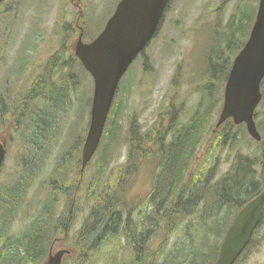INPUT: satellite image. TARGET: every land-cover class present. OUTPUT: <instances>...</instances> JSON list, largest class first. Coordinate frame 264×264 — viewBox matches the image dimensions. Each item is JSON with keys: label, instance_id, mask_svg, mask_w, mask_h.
Masks as SVG:
<instances>
[{"label": "rangeland", "instance_id": "rangeland-1", "mask_svg": "<svg viewBox=\"0 0 264 264\" xmlns=\"http://www.w3.org/2000/svg\"><path fill=\"white\" fill-rule=\"evenodd\" d=\"M15 2H19L18 7L21 11H18L17 16L14 10L6 15H0V37L3 34V37L12 39L14 43L17 40L22 48L34 44V48L24 53L38 54L45 58L47 51L61 49L62 53H69L82 30L85 43L94 40L104 29L120 0H8L2 7L9 8L11 5L14 6ZM258 5L259 0H172L158 34L144 50V57L135 60L121 80L119 94L123 110H120L121 105L116 108L119 112L116 130L111 133L108 140L102 136L98 153H95L81 175L82 149L87 132L82 134L81 140L78 141V132L74 124L80 121L82 129L84 127L88 129L90 99L93 96L94 85L91 75L88 72L84 73L86 79L80 92L81 118L75 107L66 117L68 124L61 139L49 149L45 156L43 155L44 166L38 172L28 193V201L18 211L17 218L13 222L15 231L24 230L28 223L41 212L42 203L54 194L58 200L53 204L55 216L60 217L63 211L70 210L72 205L74 222L66 230L68 235H65V231L52 239L47 253L52 246H54L53 253L61 248H68L71 254L65 256L64 264H72L73 262L68 258L78 254L76 233L95 201V198L88 195V188L96 177L100 165L103 166L108 162L112 168L129 161L130 126L133 120L143 129H147L155 122L159 123L161 114L164 119L172 117L178 105V117L181 116L182 122H188L194 114V109L198 107L200 99L204 100L202 107H205L207 102L214 101L216 97L217 107L213 112L212 122L208 125L209 129L207 127L206 131H211V127L216 125L223 106V90L219 92L217 86L213 92L205 89L208 83V53L212 48L219 53L218 49L227 46V41L232 39L233 33L227 26L234 13L245 15L246 12H250V19H252V17L255 18ZM14 43L11 47L12 55L15 53V47L20 48ZM226 55H229L227 51ZM229 57L231 60L234 58L232 53L227 58ZM25 66L26 59L22 55L15 63L12 78L16 79L17 73ZM225 80L226 78L221 80L222 86ZM174 98L178 99L177 105L170 114H167V104L175 102ZM184 109L186 112L182 116ZM257 111L261 112L257 123L260 121L264 123V98ZM33 119L34 116L25 118L21 140L30 141L31 138L40 137L38 132L42 131L43 126L37 125ZM259 130L263 136L264 132L260 128ZM245 132L246 134L242 135L235 148L228 150V146L219 149L218 177L231 169L237 153L253 156L262 148L263 145L248 134L246 127ZM24 144L30 147V143L22 141H13L8 145L5 164L0 173V183L8 187H14L15 175L17 174V177L20 175L21 157L26 153ZM32 150L33 147L29 150L30 154ZM64 157H68L64 159L65 162L71 159L72 163L67 169L65 183L67 186L70 183L77 185L78 193V190L54 193L52 187L47 184V181H55L54 179L59 177L55 171L59 170V162ZM54 187L59 190L62 185L57 184ZM150 190V174L145 171L142 178L137 179L133 191L125 192V194L130 199L129 203L138 209V203L142 204L139 199ZM207 204L208 207L211 205L210 199ZM206 209L207 213H203ZM210 211V208L202 204L196 213L186 216L181 221L178 231H175L174 227L169 231L161 229L163 236L159 233L152 243L153 248L161 249L159 262L165 261L167 256H172L169 257L171 264H191L194 261L193 251L213 253V246L218 242L221 244L223 229L226 230L228 226L223 221V216L228 209L220 212L221 218L210 216ZM120 243L114 250L117 255V264H136L132 247L126 244L123 238ZM108 251L110 250L105 249L103 253ZM47 257L48 254L41 264H47ZM200 260L207 264L205 260ZM105 261V256H102L95 264H105ZM239 264H264V240L257 251L251 253Z\"/></svg>", "mask_w": 264, "mask_h": 264}, {"label": "trees", "instance_id": "trees-1", "mask_svg": "<svg viewBox=\"0 0 264 264\" xmlns=\"http://www.w3.org/2000/svg\"><path fill=\"white\" fill-rule=\"evenodd\" d=\"M0 15H3V11ZM245 17L247 18V22H252L254 19V17L250 19V12H246L245 15L234 13L231 18V25L236 23L238 29L242 28ZM249 27L250 24L248 25L247 35ZM231 63V61L229 63L226 61V68L220 74L224 78L228 74V68ZM119 90L105 126L103 134L105 140H108L111 133L116 130L115 125L119 118V112L116 108L121 105L120 110H123ZM57 96L55 95V97ZM210 103L209 108L203 114L197 115L181 130V134H186V136L183 137L181 145H178L176 151L173 152L169 163V171L165 173V177L170 181V184L159 190L160 194L157 195V200L154 204H143L142 207H138L137 209V207L135 208L129 203L130 199L125 194L129 159V162L127 161L125 164L112 168L108 162L103 166H99L97 175L88 188V195L95 198V201L82 226L76 233L78 254L75 257L68 258L69 261L73 262L72 264H95L102 256L106 258L105 264H117V255L114 250L121 244L122 238L126 241V244L132 247L136 264H171L169 257L172 256H167L165 261L159 262L158 257L161 249L156 250L152 246L161 229L169 231L170 228L174 227L176 231L178 225L186 216L196 213L201 205L205 204L206 208H210L211 210L210 216L215 218L222 217L220 212L223 209H229L232 212L229 218L223 216L224 224H228L227 230L233 221L231 217L236 214V211L243 207L254 194L263 189V178L255 176L256 173L248 165L249 161L244 160L245 164L239 161L240 153L236 154L230 171L218 177V172L215 170L218 157L216 147L218 140L223 139L225 134H229L230 149H233L241 140L242 135L246 134L245 125L236 126L231 119L214 132L216 139L209 156L202 159V161L204 160L203 163L202 161L198 164L194 163L197 166L200 165L199 168L193 172L185 169L181 171L182 167L189 168L193 165L195 159L189 158L188 154L197 137L201 139L202 135L206 133L208 125L212 122L213 112L218 103L217 98L214 97V101ZM39 113L42 112L39 111ZM260 115L261 112L256 111L258 118ZM33 120L40 127H46L47 121L45 120L47 119L43 114L35 115ZM258 128L264 132V123L260 121ZM259 144L263 145L261 150L264 152V134ZM30 149L28 144H24L26 153L21 157L22 166L20 167L19 177H17V174L15 175V186L8 187L0 183V264H41L47 256L52 239L68 230L69 226L74 222L72 205L71 209L63 211L60 217L57 218L55 216L53 204L58 200L52 194L42 203L41 212L28 223L27 227L20 232L15 231L13 222L17 218L18 211L28 201V193L38 172L45 163L44 157L30 154ZM65 158L68 157L60 160L59 170L55 171V174L59 177L55 178V181H47V184L52 187L54 193L57 191L69 193L71 190L75 192L78 190L77 185L70 183L67 186L65 183L67 180V169L72 164L71 159L65 162ZM262 159L264 170V157ZM209 168L211 170L207 171ZM106 173L108 175H105ZM177 182L178 204L176 205L174 201L170 202L167 199H161V195H169L175 192V186L171 184ZM57 184L62 185L59 190L54 187ZM207 199H211L209 207ZM177 208L178 217H176ZM203 213H207V209ZM226 230L223 229L224 234ZM263 232L264 217L256 229L249 246L235 264L244 261L251 253L260 248L264 240V237H262ZM219 248L220 243L218 242L213 246V253L193 251L194 261L191 264H205L200 259L205 260L207 264H213L218 257ZM105 249L110 251L103 253Z\"/></svg>", "mask_w": 264, "mask_h": 264}, {"label": "flooded vegetation", "instance_id": "flooded-vegetation-1", "mask_svg": "<svg viewBox=\"0 0 264 264\" xmlns=\"http://www.w3.org/2000/svg\"><path fill=\"white\" fill-rule=\"evenodd\" d=\"M7 1L8 0H4L3 2L0 3V11H3V14L6 15L8 13H11L12 10H14L15 15L17 16L18 11L19 12L21 11L20 7H18L19 2H15L14 6L11 5L9 8H3L2 5L3 4L5 5ZM171 3L172 0H169L167 9L170 7ZM250 18H251V13H250ZM163 19L164 17L162 18V21ZM162 21L158 27L156 35L160 30ZM243 21L244 22L242 24V28L238 29L236 23L231 25V20H229L227 27L230 28L231 32L233 33L232 39L227 41L226 43L227 46L218 49L219 53H217L216 50L212 48L209 51L207 57L208 83L206 84L205 89L208 92H213L216 86L219 92L222 89L223 103H224V91L233 61L235 57L238 55V53L242 50L245 43L247 42L253 24L255 22V18L252 22L251 21L247 22V18L245 17ZM248 23L250 24V27H249V33L247 35L246 33L248 31V25H249ZM13 43L14 41L12 39L3 37V34L2 37H0V142L7 143V149L9 143L13 141H22V142L30 143V148L32 149L33 147L32 154L37 157L43 156L45 155L44 152L46 153L48 152L46 150H49L52 147H54L55 144L61 139L64 130L68 124V119H66V117L70 114V112L76 107L79 111V116L82 113V107H81L82 98L80 96V92L83 84L85 83L86 75L84 73L87 72V69L85 68L84 64L75 53V46L77 42L72 47V49L69 50V53H62L61 49H57L56 51L53 52L47 51L46 52L47 56L45 58H42L38 54L24 53L25 51H29L32 48H34L35 45L30 44V45H26L25 47L23 46L24 48H22V45L19 44L17 40L15 41L14 44L15 46H20V48L18 49L15 47L14 48L15 53L14 55H12L11 47ZM226 51L227 54L229 55L230 53L233 54L234 56L233 60H231L230 57L227 58L229 55H226ZM144 53L145 51L142 52L139 57L143 58ZM22 55H24V58L26 59V66L25 68H21L19 73H17V78L13 79L12 76L14 75L13 71H14L15 63ZM58 60L60 64L58 63ZM226 61H228V63L231 61L232 63L228 68V74L225 77L226 80L222 86L223 82H221V80L225 78L223 77V75L220 74L226 68ZM263 82L261 86L262 90L264 87ZM55 95L58 96L55 97ZM263 97H264V92H263ZM59 100L60 103H58ZM173 101L175 102H173L172 104L168 102L167 104V114H170L173 108H175L178 99L174 98ZM210 102L211 101L207 102V106L202 107L204 104V100L200 99V102L198 103V107L194 109L193 112L194 114L191 119H188V122H182L181 116L178 117V105L175 108V111L172 113L173 114L172 117L168 119H164L163 114H161L159 116L160 119L159 123L156 124L155 122L147 129H143V127L137 124L135 120L132 121L130 126V145H129L130 151L128 153L130 163L127 172V182L125 183V187L127 188L126 193H130L131 191H133V189L136 186L137 179H141L143 176V172L145 171H147L150 174V181H151V190L150 192L143 195L139 199L140 202H142V204L138 203L139 207H142L143 204H147V203L154 204V202L157 200V195L160 194L159 190L170 184V181H168L167 177H165V173L169 171L170 168L169 163L173 156V152L176 151L178 145H181V141L183 137L186 136V134H181V130H183L197 115L203 114L205 110L209 108L211 104ZM42 104L44 106H42ZM91 105H92V97L90 103V111H91ZM84 106H85V100H84ZM186 109L182 111V116L185 114ZM39 111H41L42 113H39ZM38 114H43L44 117L47 119L45 120L47 121L45 124L46 127H44L45 129L43 128L41 132H38L40 133L39 134L40 137L35 139L31 138L30 141L21 140L23 123L25 118L33 117ZM49 114L52 116H50ZM257 118L258 117L256 116V120ZM89 124H90V117H89ZM74 127L78 132L77 140L80 141L82 134H85L88 131V129L85 127L84 129H82V125L80 121H78L77 124L75 123ZM220 127L216 128V125L212 126L211 131L210 130L206 131V133L202 135L201 139H198L197 137V140L195 141L190 153L188 154V157L194 158L195 161L193 162V165L189 168L182 167L181 171L185 169L189 172H193L199 168L200 165L197 166L194 163L196 162L198 164L202 161L203 158L205 159L206 157L209 156L210 151L214 145V141L216 139V137L214 136V132L216 131V129H219ZM46 145L48 146L46 147ZM228 146H229L228 148L229 150L230 136L229 134H225L223 139H219L216 144L217 151L219 152L220 148H225ZM260 150H257L258 154L255 153V155L253 156L250 154L243 155L241 153L239 161L242 163H244V160L249 161L248 165H250V168L253 169L254 173H256L255 176L256 177L261 176L264 180L263 177L264 170L262 164V160H263L262 158L264 157V152ZM219 163L220 160L217 157L215 170L218 173L220 172ZM4 164L5 161L2 164L0 173L4 167ZM211 168L207 169V171H210ZM228 170L226 172H228ZM171 185L175 186V192L170 193L169 195H161L160 198L165 200L167 199L170 202L174 201V203L177 205L178 182ZM263 190H264V186L263 189H261V191L254 194L253 197L249 199V201H251L253 198L258 196ZM249 201H247L246 203H248ZM246 203L243 205V207L246 205ZM240 209L236 211V214L239 212ZM176 212H177L176 217H178V208L176 209ZM236 214L234 215L233 219L235 218ZM224 216L229 218L231 216V211H229L228 209V212L225 213ZM176 231H178V229ZM159 233L162 235L163 231H159ZM65 235H68L67 231ZM53 249L54 246H52L50 248L49 253H47L48 254V257L46 259L47 264L49 260V255L53 253ZM61 249H66V248H61Z\"/></svg>", "mask_w": 264, "mask_h": 264}, {"label": "water", "instance_id": "water-1", "mask_svg": "<svg viewBox=\"0 0 264 264\" xmlns=\"http://www.w3.org/2000/svg\"><path fill=\"white\" fill-rule=\"evenodd\" d=\"M4 0H0V3ZM169 0H120L102 32L91 42L80 33L75 53L94 79L90 124L83 144L81 169L96 153L120 82L132 63L153 37L165 14ZM264 79V0H259L255 22L242 50L235 57L224 91V103L216 123L228 119L244 123L257 141L262 134L255 112L261 100ZM7 154V143L0 142V170ZM264 214V190L246 203L226 230L217 259L213 264H235L249 246ZM70 249L49 255L48 264H64Z\"/></svg>", "mask_w": 264, "mask_h": 264}, {"label": "bare ground", "instance_id": "bare-ground-1", "mask_svg": "<svg viewBox=\"0 0 264 264\" xmlns=\"http://www.w3.org/2000/svg\"><path fill=\"white\" fill-rule=\"evenodd\" d=\"M58 63L60 64V62H59V60H58ZM59 66V65H58ZM24 96V95H23ZM6 98V97H5ZM29 98V97H28ZM61 99V98H60ZM6 100H8V99H6ZM5 100V101H6ZM26 101V100H25ZM33 102H34V100H33ZM62 102V101H61ZM41 103V102H40ZM58 103H60V100L58 101ZM20 105V104H19ZM47 105V104H46ZM42 106H44L43 104H42ZM29 107V106H28ZM63 107V106H62ZM12 109V108H11ZM27 110V109H26ZM17 111V110H16ZM50 111V110H49ZM55 111V110H54ZM27 112V111H26ZM15 114V113H14ZM17 114V113H16ZM58 114V113H57ZM50 115V114H49ZM50 116H52V115H50ZM58 117H59V115H58ZM60 118H61V116H60ZM55 119V118H54ZM64 120V119H63ZM60 122V121H59ZM60 128V127H59ZM45 129V128H44ZM43 133V132H42ZM45 135V134H44ZM49 136H50V134H49ZM39 137V136H38ZM38 140V139H37ZM45 140V139H44ZM46 141V140H45ZM44 141V142H45ZM40 142V141H39ZM48 145H46V147H47ZM49 148V147H48ZM47 149V148H46ZM45 149V150H46ZM46 151H49V150H46ZM164 152V151H163ZM45 153V155H46V152H44ZM44 155V156H45ZM50 155V154H49ZM164 155V154H163ZM43 157V156H42ZM169 157V156H168ZM165 158V157H164ZM39 167V166H38ZM40 168V167H39ZM167 169V168H166ZM165 169V170H166ZM133 177V176H132ZM197 181V180H196ZM195 183V182H194ZM203 183V182H202ZM208 188V187H207ZM209 192V191H208ZM207 195V194H206ZM204 199H205V197H204ZM201 200V199H200ZM208 200V199H207ZM211 200V199H210ZM218 200V199H217ZM217 203V202H216ZM171 204V203H170ZM222 204V203H221ZM165 205V204H164ZM230 205V204H229ZM15 209H16V207H15ZM150 218V217H149ZM164 219V218H163ZM159 224H160V222H159ZM157 226H159V225H157ZM144 228V227H143ZM131 229V228H130ZM120 234V233H119ZM154 237V236H153ZM114 238V237H113ZM150 238V237H149ZM119 242V241H118ZM118 244V243H117ZM120 244V243H119ZM144 246H145V244H144ZM140 251V250H139ZM96 255H98V254H96ZM144 256V255H143ZM95 259V258H94ZM143 259V258H142ZM145 260V259H144ZM143 260V261H144Z\"/></svg>", "mask_w": 264, "mask_h": 264}]
</instances>
